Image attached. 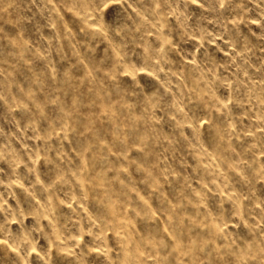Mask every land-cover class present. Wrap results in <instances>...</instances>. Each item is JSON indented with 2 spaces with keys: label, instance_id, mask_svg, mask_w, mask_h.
Instances as JSON below:
<instances>
[{
  "label": "clouds",
  "instance_id": "1",
  "mask_svg": "<svg viewBox=\"0 0 264 264\" xmlns=\"http://www.w3.org/2000/svg\"><path fill=\"white\" fill-rule=\"evenodd\" d=\"M0 264H264V0H0Z\"/></svg>",
  "mask_w": 264,
  "mask_h": 264
}]
</instances>
